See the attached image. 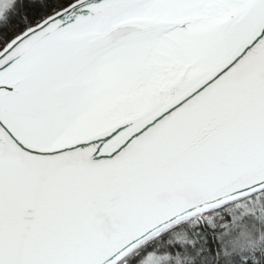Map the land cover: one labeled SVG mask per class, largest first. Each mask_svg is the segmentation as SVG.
I'll return each instance as SVG.
<instances>
[{
  "label": "snow or ice",
  "instance_id": "snow-or-ice-1",
  "mask_svg": "<svg viewBox=\"0 0 264 264\" xmlns=\"http://www.w3.org/2000/svg\"><path fill=\"white\" fill-rule=\"evenodd\" d=\"M0 264H264V0H0Z\"/></svg>",
  "mask_w": 264,
  "mask_h": 264
}]
</instances>
